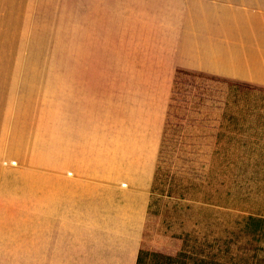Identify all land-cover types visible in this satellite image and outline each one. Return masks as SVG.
I'll return each instance as SVG.
<instances>
[{
  "label": "rangeland",
  "instance_id": "374dc122",
  "mask_svg": "<svg viewBox=\"0 0 264 264\" xmlns=\"http://www.w3.org/2000/svg\"><path fill=\"white\" fill-rule=\"evenodd\" d=\"M163 5L0 0L6 140L42 142L44 123H162L137 258L129 247L63 264H264V86L166 65L157 33L135 23ZM2 148L0 264H55L28 254L15 180L29 164Z\"/></svg>",
  "mask_w": 264,
  "mask_h": 264
},
{
  "label": "crops",
  "instance_id": "0c3cea01",
  "mask_svg": "<svg viewBox=\"0 0 264 264\" xmlns=\"http://www.w3.org/2000/svg\"><path fill=\"white\" fill-rule=\"evenodd\" d=\"M163 3L135 23L157 33L166 65L264 86V0ZM5 115L0 103V148L29 164L15 180L22 215L28 209V254L63 264L65 256L125 255L130 247L135 260L162 123H44L43 141L32 142L6 140Z\"/></svg>",
  "mask_w": 264,
  "mask_h": 264
}]
</instances>
